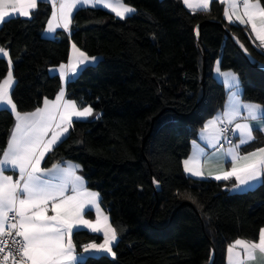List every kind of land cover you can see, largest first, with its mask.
<instances>
[{
    "label": "trees",
    "instance_id": "trees-1",
    "mask_svg": "<svg viewBox=\"0 0 264 264\" xmlns=\"http://www.w3.org/2000/svg\"><path fill=\"white\" fill-rule=\"evenodd\" d=\"M121 1L136 13L122 20L101 8L79 9L71 33L52 39L42 33L50 3H39L29 18L3 21L0 48L12 61V100L21 114L53 100L62 82L50 69L67 62L70 43L101 58L67 85L68 98L92 107L99 119L73 123L43 163L79 164L116 230L115 257L87 256L78 264H226L229 246L257 242L264 228V178L231 193V183L188 177L183 161L226 103V88L214 76L218 61L240 77L242 99L264 109V51L247 27L227 23L218 1L199 12L181 0ZM9 70L1 57L0 82ZM14 120L0 109V157ZM255 137L242 150L263 147L264 135ZM99 241L86 230L73 234L78 252Z\"/></svg>",
    "mask_w": 264,
    "mask_h": 264
},
{
    "label": "snow or ice",
    "instance_id": "snow-or-ice-1",
    "mask_svg": "<svg viewBox=\"0 0 264 264\" xmlns=\"http://www.w3.org/2000/svg\"><path fill=\"white\" fill-rule=\"evenodd\" d=\"M185 5L199 10H208L209 0H183ZM236 14L239 5L243 7V14L236 15L240 23H250L256 38L264 43V6L259 0H227ZM38 0H0V22L12 15L29 16L30 10L37 7ZM53 14L48 24V31L54 32L59 23H53L57 19L63 21V26L68 27L73 9L80 4H101L110 8L116 16L124 18L127 13L134 11L125 6L121 0H59L58 9L56 0H52ZM11 8V12L9 11ZM225 16L232 22L228 11ZM245 17L247 19H245ZM259 19V27L255 22ZM73 51L77 53L76 63L69 64V70L74 74L78 67L86 62L95 61L96 57H88L73 45ZM0 53L7 55L3 49ZM11 64V61H9ZM60 76L63 79L68 73L64 71L65 65L60 66ZM219 72V68H217ZM227 78L226 83L231 91L234 101L221 115L210 120L204 126V131L214 128L217 122H223L226 118L231 124L244 109L248 115L245 120L259 121L264 125V109L254 104H240L239 80L232 73H221ZM14 83L12 71L0 82V103L10 106L15 114L16 123L8 140L7 149L2 152L0 158V253L7 252L3 261L10 257L13 264H76L78 257L74 255L75 246L72 241L74 229L80 227L89 228L92 232L103 231L104 242L102 244L90 243L84 245V251L90 249L112 253L113 242L116 241V230L107 222L108 218L98 216L96 221L85 219L83 213L91 210V205L96 204L98 193L83 189L82 177L76 174L79 165L69 164L61 167L53 165L50 169L41 168V161L45 153L51 149L69 131L73 117L87 118L93 115V109L88 107L78 108L74 101L66 100L61 104L64 96L63 89L54 101L45 99L44 107L37 108L34 112L21 114L12 101L10 89ZM227 128L219 129L211 134L208 146L215 148L223 138L222 134ZM234 132L238 133L240 144L223 153L230 156L231 170L217 175V180H228L235 177L236 188L246 187L264 178V148L240 156L236 149L253 139V126L249 123H236ZM50 136V138H48ZM200 149V154H203ZM259 155V158H257ZM197 156L184 161L185 171L193 175L202 173L195 167H189L190 162H195ZM243 161V163H241ZM18 171L19 178L14 180L11 175H4L5 171ZM71 192V195L67 193ZM49 211L53 214L49 215ZM7 237V239H3ZM239 246L249 256L252 250L258 249L264 253V229L260 230L257 242H248L237 239L228 251L233 253V248ZM115 255V253H112ZM239 255V253H237Z\"/></svg>",
    "mask_w": 264,
    "mask_h": 264
},
{
    "label": "crops",
    "instance_id": "crops-1",
    "mask_svg": "<svg viewBox=\"0 0 264 264\" xmlns=\"http://www.w3.org/2000/svg\"><path fill=\"white\" fill-rule=\"evenodd\" d=\"M181 1L183 2V0H181ZM213 1H218L223 6L224 19L227 21V23L234 24V25L240 24V25H242L244 27H247L249 29L250 35L253 36L254 43L256 44V46H258L260 49H262L264 51V43H262L260 40H258L256 38V34L252 31L251 24L250 23H240L239 21L236 20V15H242L243 14L244 10H243L242 5H239L238 9L236 11V14H233V10L230 7V5L227 2V0H209L208 10L211 7ZM41 2L48 3V4L50 3V5L52 7V12H51V15H50V18H49V21H50L52 19V14H53V10H54L53 9V4H52V0H38L37 5L39 3H41ZM112 2L115 3V0H112ZM121 3H123V2L121 1ZM259 3H260L261 6H263L260 1H259ZM123 4L125 6H127V7L132 8L134 10V11H132L130 13H127L124 18H120V17L116 16L115 13L112 12L110 8L104 7L101 4H95V5H93V4H80V5L77 6V8L73 9V12L71 13V16H70V23L68 24L67 28H65L63 26V21L59 19V13H57V19L54 20L53 23L54 24L55 23H59L61 26L57 27L54 32H49L48 31L49 21H48V23L46 24L45 28L42 31L43 36L45 38H47V39H52V38H56L59 32H65L67 34H70L71 33V31H70L71 30V25H72V21H73L72 18L74 16V13L77 10H79V9H87V8L99 9V8H101V9L105 10L106 12H108L110 14H113L114 17H116L118 19H122V20L136 13L135 8H133L132 6H130L128 4H125V3H123ZM58 6H59V0H56L57 9H58ZM185 7L188 8L189 10L193 11V12H199L200 11L199 9H195L194 10V8H190L188 5H185ZM36 10H37V7L35 9L30 10V15L29 16H20L19 14H15V15H12L10 18L11 19L12 18H16V17L29 18L31 16V14L34 11H36ZM9 11L11 12V8H9ZM203 11H207V10H203ZM225 11H228L229 15L231 16L232 22H230L228 17L225 16ZM10 18H5V20H8ZM245 19H247V18L245 17ZM255 22L257 23V26L259 27V19L258 18L256 19ZM2 23L3 22H0V26H1ZM70 44L71 45H70V50H69V54H68L69 58H68L67 62H65L63 64V65L66 66L64 71L66 73H68V74L63 79L61 78V76H60L61 69L59 67L60 65L56 66V67H52V69H50V75L51 76L52 75L59 76L60 80L62 82L61 89L57 93V96H58L59 93L61 92V90L63 89L64 96H63V98H62V100L60 102L61 104H63V102L66 101V100L73 101V100L68 98V94H67V85H68L69 81L74 79V78H76L78 73L82 70L83 67L89 66V64H91V63H95V61L86 62L85 65L79 66L77 71L73 74L69 70L68 66H69L70 62L71 63H76V56L78 54L73 51V45H75V44H73V43H70ZM75 46L80 51L84 52L78 45H75ZM4 52H6L7 55H4L3 53H0V58L4 57V59H7L8 63H9V61H11V60L9 59L8 52L6 50H4ZM88 57H91V56H88ZM96 61H97V59H96ZM9 66H10V70L12 71V61H11V64H9ZM217 68H219V72L217 71ZM221 73H232L236 77H238V80H239V97H238V100H239L240 104H253V103H249V102L245 101L244 99H242L243 87H241V84H240V77L238 75H236L232 71H228V72L227 71H222L221 67H220V63L218 61L216 66H215V69H214V76H216V78L223 84L224 88H226V92H227L226 103H225L223 109L220 112H218L216 116H214V117L210 118L209 120H207L205 122V124H207L210 120H213L218 115H221L227 108H229V106L232 103H234V101L232 99V96H231V91L229 90V88L227 86V83H226L227 78L225 76L221 75ZM12 74H13V72H12ZM13 79H14V83H15L14 75H13ZM14 83H13L12 88L10 89V96H11V91H12L14 85H15ZM56 97L53 98V100H49V101H54L56 99ZM11 99H12V97H11ZM254 105H258L262 109V106L257 104V103H254ZM43 107H44V102H43V104L41 105L40 108H43ZM77 107L80 108L79 106H77ZM0 109H9L11 111L10 106H6V105H4L2 103H0ZM240 111H241L240 116L237 117L236 120H234L231 124H229L227 122L226 118L223 120V123H225V124H227L229 126L231 125L233 127V129L235 128V124L236 123H245V122H247V123H249L250 125L253 126V131H252L253 139L250 140L249 142L243 144V145H240V147L238 149H236L238 154L240 156H243V155L248 154V153L257 152L259 149L264 148V146H263V147L256 148V150H252V151H244V150H242L243 147L248 146V145L252 144L255 141V139H256L255 135L257 134V132H261L264 135V125H262L259 121L245 120L244 117H247L248 113L244 109H241ZM14 116H15V114H14ZM99 117H100V113L97 112L94 109H93V115L89 116L87 118H75V117H73L72 123H71V125L69 127V131L61 138L60 141H58L56 144L52 145L51 149L45 153V156H44V158L41 161V168L50 169V168L53 167V166L44 167L43 163L46 160V157L58 146V144L61 143L63 140H65L67 138V136L70 134V130H71V127H72L73 123L79 122V121H91L92 119H99ZM13 122H14V124H13V126H12V128L10 130V133L8 134L9 135L8 140L10 138L11 132H12V130L14 128L15 123H16V117H15V120ZM220 123L221 122H217V124L215 125L214 128L210 127L207 131H204V127H203L201 129V131L199 132L196 140H194L193 143H192V147H191V150H190L191 153H190L189 157H192L195 154L197 156V160L195 162H190L189 167H195L202 174L197 176V175H193L190 172H186L185 171L184 161L189 159V157L183 161L184 173L188 177H191V178H197V179H201V180L210 179V180H214L216 182L231 183V185L228 187L229 191L231 193H243V192H245L247 190H251V189L256 188L258 186V184L262 181V179L257 181V182L252 183L249 186L236 188L235 186H236V184L238 182L236 181L235 177H232V178H230L228 180H224V179L217 180L215 178L217 175H221L222 176L224 174V172L230 171L231 167H232V164L230 163L231 157L230 156H224L223 153L227 152L228 149L233 148L234 145H239L240 144L238 133L234 132L236 140L231 146L225 147L223 149H217L218 145L215 148H212V147L208 146V141L211 139V134L213 132H218L219 131ZM205 124H204V126H205ZM48 138H50V136ZM222 139L220 140V142L222 141ZM5 147L7 149V146H5ZM200 149L204 150L203 154H200ZM259 155L260 154L258 153L257 158H259ZM0 158H2V156ZM241 163H243V161H241ZM69 164H71V165H79V164H77L75 162H71V161H68V162H66L64 164H59V165L61 167H67ZM76 174L78 176L82 177L83 189H86L89 192L98 193L96 190L94 191V190L89 188L88 183L85 180L83 170H82L80 165H79V168L76 170ZM4 175L13 176L14 180L19 178L18 171L8 170V171L4 172ZM67 194L71 195L72 193L68 192ZM96 204L99 206L98 209H97L96 205L88 206L91 209L90 211L87 210V208H86L85 212L83 213L84 218L95 222L97 217L99 216L101 218V222L103 224V217L106 216L108 218L107 222L111 225L112 228H114L113 225H112V220H111L109 214H107V212L105 211V209L101 205V195H100V193H98V198H97ZM48 214L52 215L53 213L51 211H49ZM89 214H91L92 217H90ZM78 230H82V231L86 230L87 232H90L93 235L101 236V241H99V242H97L95 244H102L104 242L103 231H101V232H92L89 228H86V227H80L78 229H74L73 233H72V241H73L74 232L78 231ZM240 240H244V239H240ZM244 241L252 242L250 240H244ZM116 242H117V239H116V241L113 242L112 253H114L113 248L117 244ZM73 244H74V242H73ZM88 244H90V243H88ZM232 245H234V244H232ZM74 246H75L74 255H76L78 257V259L76 261V264H78L79 262L84 261L87 258V256L106 255V256L115 257L112 253L103 252V251H95V250H91L90 249L89 251L85 252L84 251V247L82 248L81 252H78L77 248H76V245H74ZM229 247H228V249H229ZM228 249H227V255H226V264H264V253L260 252L258 249L252 250V255L251 256L246 254L244 252V250L242 248H240L239 246L233 248V253L232 254L229 253ZM237 253H239V255H237Z\"/></svg>",
    "mask_w": 264,
    "mask_h": 264
},
{
    "label": "built area",
    "instance_id": "built-area-1",
    "mask_svg": "<svg viewBox=\"0 0 264 264\" xmlns=\"http://www.w3.org/2000/svg\"><path fill=\"white\" fill-rule=\"evenodd\" d=\"M222 128H227L228 130L222 134L223 139L220 144H218L217 149H223L225 147L231 146L236 140L233 127L231 125L229 126L222 122L220 123V129ZM3 239H7V237H4ZM6 254L7 252L0 253V264H13L11 257L6 262L3 261V256Z\"/></svg>",
    "mask_w": 264,
    "mask_h": 264
},
{
    "label": "rangeland",
    "instance_id": "rangeland-1",
    "mask_svg": "<svg viewBox=\"0 0 264 264\" xmlns=\"http://www.w3.org/2000/svg\"><path fill=\"white\" fill-rule=\"evenodd\" d=\"M96 58H97V61L95 60V63H91V64H89V65H95V64H97V63L101 60L100 57H96Z\"/></svg>",
    "mask_w": 264,
    "mask_h": 264
}]
</instances>
